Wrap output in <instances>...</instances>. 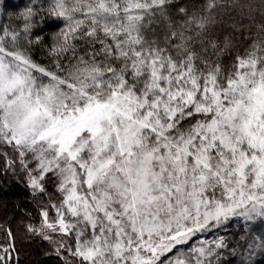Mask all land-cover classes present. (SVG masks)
Masks as SVG:
<instances>
[{"label": "snow or ice", "instance_id": "6c2138e0", "mask_svg": "<svg viewBox=\"0 0 264 264\" xmlns=\"http://www.w3.org/2000/svg\"><path fill=\"white\" fill-rule=\"evenodd\" d=\"M10 7L0 0V15L19 21L0 25V172L23 178L39 202L40 221L25 212L23 236L47 241L44 255L63 264H74L69 256L78 264H256L264 256V0ZM230 9L240 18L232 28L247 30V20L257 31L229 72L219 61L233 40L211 29ZM48 20L63 25L50 43L33 31ZM33 45L55 70L33 58ZM233 219L238 231L185 247ZM5 232L0 264H18L16 232Z\"/></svg>", "mask_w": 264, "mask_h": 264}, {"label": "trees", "instance_id": "16d2710c", "mask_svg": "<svg viewBox=\"0 0 264 264\" xmlns=\"http://www.w3.org/2000/svg\"><path fill=\"white\" fill-rule=\"evenodd\" d=\"M30 0H7V3L11 6L10 11L15 13L24 8ZM178 5H190V4H203L204 0H175ZM226 3H231L232 0H225ZM241 3H252L254 5H259L260 0H241ZM175 19H181L182 17L175 15V8L172 9ZM222 23L216 25L211 32L213 36L222 41L225 35H230L233 44L228 54L223 55L220 58V63L222 68H226L229 72L232 70V64L235 56L239 53L244 55L247 50H249V45L252 40L255 39V32L257 31L256 24H249V21L244 20L243 24L247 26V30L236 31L231 27L233 23L237 24L239 27L240 18L238 13L234 9L223 11L217 17ZM259 14L257 13V23H259ZM19 21L12 16L11 18L0 15V25L10 24L17 25ZM63 25L54 20H48L46 23L40 24L38 28L33 31L41 35L46 43H50L52 40V34L58 31L59 27ZM154 28L159 31L162 27L153 25ZM244 37H249L244 39ZM78 45V49L86 48L87 45L83 40L75 41ZM95 47L98 49L99 44ZM33 53V58L44 65H47L50 69L55 70V65L53 64V58L49 57L46 51H41V49L33 45L30 49ZM208 55L215 60V54L209 49ZM74 61H70L67 58H61V64L67 66ZM4 161L0 158V168L3 167ZM49 192L53 193L54 202H58L60 196L59 193L54 192L53 185H48ZM44 203H48L47 198L44 199ZM38 201H34L31 197L30 190L26 187L24 179H16L10 175L6 177L3 172H0V246H7L8 237L5 232L6 227H11L16 232V244H17V254L19 256L18 264H63V261L59 256L54 253L51 256H45V251H52V247L47 241L37 238L36 240H31L23 236V230L21 227V221H26L28 218L24 215L25 212L32 214V222L39 223L40 212L38 207ZM18 205V207H17ZM50 217L55 216V210L49 208ZM242 223V221L240 222ZM260 228H264V225H257ZM238 231V223L235 219L231 223H227L223 227L209 228L204 232L197 233L193 238L190 239L186 244V248H190L193 245L199 246V242L202 241H212L217 235L224 236L230 233ZM57 238H60L57 236ZM69 245H75L74 235H69L63 237ZM175 252L166 254L161 258L162 261H167V256L174 255ZM63 255L68 256L65 252ZM74 261V264H78V258L68 257ZM256 264H264V256L255 257ZM11 264H17L15 258L12 259Z\"/></svg>", "mask_w": 264, "mask_h": 264}, {"label": "rangeland", "instance_id": "374dc122", "mask_svg": "<svg viewBox=\"0 0 264 264\" xmlns=\"http://www.w3.org/2000/svg\"><path fill=\"white\" fill-rule=\"evenodd\" d=\"M45 82H47V81L45 80ZM193 237H194V236H193ZM193 237H192V238H193ZM189 241H190V240H189ZM189 241H188V242H189ZM164 256H166V254H165ZM162 257H163V256H162ZM162 257H161V258H162ZM169 257H170V256H167L166 259H168Z\"/></svg>", "mask_w": 264, "mask_h": 264}]
</instances>
